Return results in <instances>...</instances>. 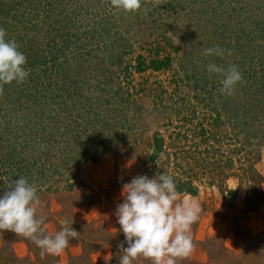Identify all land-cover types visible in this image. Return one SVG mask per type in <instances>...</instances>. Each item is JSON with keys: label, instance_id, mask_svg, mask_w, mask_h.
I'll list each match as a JSON object with an SVG mask.
<instances>
[{"label": "rangeland", "instance_id": "374dc122", "mask_svg": "<svg viewBox=\"0 0 264 264\" xmlns=\"http://www.w3.org/2000/svg\"><path fill=\"white\" fill-rule=\"evenodd\" d=\"M0 27L30 73L0 89V195L24 176L44 234L78 231L42 256L0 230V264H118L91 255L124 241L122 185L161 172L202 209L177 264H264V0H0ZM209 63L237 66L233 95Z\"/></svg>", "mask_w": 264, "mask_h": 264}, {"label": "clouds", "instance_id": "9594fccd", "mask_svg": "<svg viewBox=\"0 0 264 264\" xmlns=\"http://www.w3.org/2000/svg\"><path fill=\"white\" fill-rule=\"evenodd\" d=\"M110 5L116 11L134 13L141 9L142 0H110ZM6 37V30L0 27V89L13 82L23 83L30 74L25 67L26 56L14 40ZM201 55L222 57L224 52L216 46L204 49ZM206 70L221 75L222 95H233L243 79L235 65L225 68L209 63ZM8 188L0 195V230L30 239L41 249L42 256H58L71 240L78 238V231L72 227L74 221L67 220L61 222L55 234H44L45 219L37 210L38 189L26 177L20 176ZM121 196L122 202L115 210L118 231L124 235L118 245L122 252L118 264H133L139 257L151 264H177L179 258L192 253L190 228L200 218L201 205L193 198L180 196L172 174L137 175L122 185Z\"/></svg>", "mask_w": 264, "mask_h": 264}, {"label": "crops", "instance_id": "0c3cea01", "mask_svg": "<svg viewBox=\"0 0 264 264\" xmlns=\"http://www.w3.org/2000/svg\"><path fill=\"white\" fill-rule=\"evenodd\" d=\"M119 197H121V194H119ZM122 198V197H121ZM118 205V204H117ZM208 212V211H207ZM217 220L219 219V218H216ZM126 246V245H125ZM103 252V251H102ZM102 252H98V253H95V254H93V255H91V260L92 259H94V257H96V256H98V257H100L101 259H103L104 257H112V256H117L118 255V257L119 256H121L122 255V252L120 251V249L117 247V248H113L112 250L111 249H109V250H107V251H104V253H102ZM93 261H95V260H93Z\"/></svg>", "mask_w": 264, "mask_h": 264}, {"label": "trees", "instance_id": "16d2710c", "mask_svg": "<svg viewBox=\"0 0 264 264\" xmlns=\"http://www.w3.org/2000/svg\"><path fill=\"white\" fill-rule=\"evenodd\" d=\"M165 61H156V60H153L152 61V64H153L154 67L159 68V67L165 66V64H166Z\"/></svg>", "mask_w": 264, "mask_h": 264}]
</instances>
